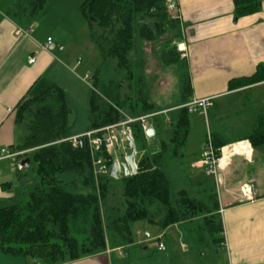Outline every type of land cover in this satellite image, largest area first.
Instances as JSON below:
<instances>
[{
  "label": "trees",
  "instance_id": "16d2710c",
  "mask_svg": "<svg viewBox=\"0 0 264 264\" xmlns=\"http://www.w3.org/2000/svg\"><path fill=\"white\" fill-rule=\"evenodd\" d=\"M49 0H13L7 14L21 25L32 20ZM171 0H82L79 9L99 61L88 74L92 87L88 131L117 123L123 113L151 117L157 145L147 146L148 136L139 121L130 124L136 171L120 178L117 193L110 182L115 178L93 173V160L86 136L77 144L61 140L71 109L61 88L50 86L23 100L16 120L26 122L28 133L18 150L35 163V183L26 197L0 208V248L20 257H32L39 264H60L92 255L107 247L130 245L135 241L133 225L139 221L165 228L173 223L202 215V230L223 244V226L218 213L214 184L201 189L184 186L173 191L167 159L182 157L190 132V114L184 106L191 100L188 65L177 42L182 29ZM235 17L256 12L261 0H233ZM157 42L154 51L163 67H172L178 77V99L173 105L152 98L143 45ZM264 80V72L228 82L234 89ZM169 109L166 122L160 111ZM94 135V134H93ZM95 135L101 136L102 132ZM211 143L219 150L230 138L210 131ZM246 139L251 145L264 143V114L260 115ZM207 137L205 139V142ZM130 150V149H129ZM108 167L114 158L102 148ZM25 168L24 170H28ZM23 171V170H22ZM17 171V176H26ZM78 178V188L68 189L61 174ZM74 182V181H73ZM200 195V196H199ZM116 197L115 200H112ZM215 235H218L216 237Z\"/></svg>",
  "mask_w": 264,
  "mask_h": 264
},
{
  "label": "crops",
  "instance_id": "0c3cea01",
  "mask_svg": "<svg viewBox=\"0 0 264 264\" xmlns=\"http://www.w3.org/2000/svg\"><path fill=\"white\" fill-rule=\"evenodd\" d=\"M12 2L0 0V148H16L28 133L26 122L16 120L19 104L53 85L61 88L71 109L61 140L81 136L89 126L92 87L86 76L92 69L83 64V58L68 54V43L60 34L62 29L83 19L79 9L82 0H49L32 20L21 24L32 25L30 37L15 36L17 23L7 14ZM171 2L182 29L177 48L188 65L191 100L212 97V105L206 109V120L199 108L191 112L183 155L167 159L165 165L174 163L179 170L183 186L175 187L172 179L173 191L184 186L201 189L205 184L215 185L200 165L205 139L210 131L230 138L222 147L219 184L215 185L218 203L215 212L222 222L224 243H213V237L202 230L203 216L197 215L165 228L142 224L130 245L109 246L60 264H174L175 253H186L190 248L199 252L201 247L220 252V264H264V143L253 146L246 139L255 120L264 114V80L234 89L228 87L231 79L250 76L259 66L264 72V0L258 11L238 17L233 0ZM48 37L53 50L41 47ZM31 56H35L33 63L29 62ZM149 81L152 85L153 80ZM176 85L178 88V80ZM151 120L148 122L153 132L146 140L150 150L158 141ZM129 149H125V154ZM25 173L26 176H17L9 159L0 158V208L23 200L33 188L35 177L30 168L21 172ZM117 174L118 178L124 175L121 167ZM61 178L71 182L68 189L79 187L76 175L64 173ZM112 181L110 186L114 188ZM155 240L154 246L146 245ZM158 243L165 249L158 250ZM131 251L135 253L131 255ZM0 264H39V261L7 254L0 248Z\"/></svg>",
  "mask_w": 264,
  "mask_h": 264
},
{
  "label": "built area",
  "instance_id": "2783aa9c",
  "mask_svg": "<svg viewBox=\"0 0 264 264\" xmlns=\"http://www.w3.org/2000/svg\"><path fill=\"white\" fill-rule=\"evenodd\" d=\"M169 9L174 7V4L171 2L168 5ZM33 32L32 25L28 24L27 26H22L19 24L15 25L14 34L17 37H30ZM179 46V45H178ZM42 48L47 50H53L54 47L51 44V38H47V43L41 45ZM180 47V46H179ZM35 61V56L29 57V62L33 63ZM88 77V75L86 76ZM212 105V97H205L201 99H192L184 106L187 107L188 112H193L195 109H200V114L206 118V109ZM161 114H165L166 122L169 121L167 113L169 109L160 111ZM157 112L140 115L137 117L129 116L123 113V118L117 123H113L107 126H104L100 129L87 131L81 136H86L88 139L92 160H93V173L95 177L97 175H108L109 168L106 164L105 159L98 155L97 151L104 149L107 154L111 155L114 160L120 161L125 157V149L129 148L128 138L132 139V131L130 124L139 121L141 127L145 131L149 127L148 119L156 115ZM97 132H102L101 136L95 135ZM94 134V135H93ZM80 136L69 138L73 145L77 144V139ZM133 140V139H132ZM29 152V150H18L16 148L10 149L8 147L0 148V158H7L10 161L11 167L16 171H22L25 168L23 167L22 160L25 159L24 155ZM121 154H120V153ZM220 155H217V150L213 147L211 143V138L209 132L207 134V140L203 146L202 156L200 159V165L205 168L206 173L211 176L214 180L216 186L219 184V168L221 164V153L223 148L219 150ZM222 209H220V212ZM158 250H164L162 243H158Z\"/></svg>",
  "mask_w": 264,
  "mask_h": 264
},
{
  "label": "rangeland",
  "instance_id": "374dc122",
  "mask_svg": "<svg viewBox=\"0 0 264 264\" xmlns=\"http://www.w3.org/2000/svg\"><path fill=\"white\" fill-rule=\"evenodd\" d=\"M62 33L60 36L67 41L66 51L72 57H81L83 58V64L88 66L90 69H93L99 61V55L96 50L95 45L91 42L87 27L85 24L84 17L82 20L79 19L78 23L69 25L65 29L61 30ZM157 42L149 43L146 42L143 45V48L146 52V71L149 77V80L152 79L151 93L152 97L164 105H173L177 102L178 88L177 80L178 77L175 76L174 70L172 67H163L158 61V57L155 54L154 47ZM150 82V81H149ZM151 84V83H150ZM196 115H192L191 118H195ZM205 119V117H204ZM201 120L200 116L197 121ZM206 120V119H205ZM194 121V120H193ZM200 122V121H199ZM198 123V122H197ZM120 153V152H119ZM121 154V153H120ZM26 158V156L24 155ZM139 155H135L137 159ZM35 163L30 161V171L32 175L35 176L34 172ZM169 173L172 175L173 184L175 187H181L183 184L179 182V170L174 163L166 164L165 166ZM33 169V170H32ZM115 191L120 192L121 182L120 179H115L112 181ZM116 197H113L112 200H115ZM142 224H147L145 221L136 222L133 225V231L136 235V230L139 227L141 228ZM155 241L146 243L147 246H154ZM198 252L195 248H190L188 252L182 254H174L173 263L174 264H220L222 260V254L220 252H215L213 249L207 250L204 247H201ZM135 252L131 251V255ZM117 254V252H116ZM130 256V255H129Z\"/></svg>",
  "mask_w": 264,
  "mask_h": 264
},
{
  "label": "water",
  "instance_id": "95a60500",
  "mask_svg": "<svg viewBox=\"0 0 264 264\" xmlns=\"http://www.w3.org/2000/svg\"><path fill=\"white\" fill-rule=\"evenodd\" d=\"M153 132V129L151 127H148L145 130V134L150 136ZM128 145H129V152L125 155L123 159L120 161L114 160L109 168V173L108 175L112 178H118L117 170L119 167L123 169V174L125 176L129 174H133L136 171V164L134 161V156H135V147L133 140L131 138H128ZM22 164L24 168L29 167V158H25L22 160Z\"/></svg>",
  "mask_w": 264,
  "mask_h": 264
}]
</instances>
